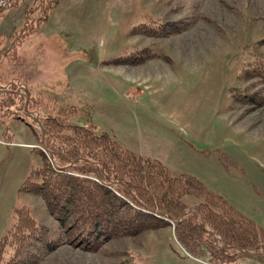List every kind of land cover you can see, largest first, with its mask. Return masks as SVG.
<instances>
[{"label":"rangeland","instance_id":"obj_1","mask_svg":"<svg viewBox=\"0 0 264 264\" xmlns=\"http://www.w3.org/2000/svg\"><path fill=\"white\" fill-rule=\"evenodd\" d=\"M31 2L0 8L6 35L0 86L11 79L26 85L42 96L40 115L66 109L57 114L160 159L174 174L193 175L264 227V82L235 77L248 56L241 48L264 54V0H52L46 18L18 44L14 32L26 23ZM146 14L162 18L159 32L133 27ZM132 48L148 55L139 63H109ZM229 86L246 94L232 97ZM26 111L27 120L13 111L0 117V239L15 208L27 205L56 240L60 225L42 198L19 190L50 154ZM166 219L156 229L110 237L96 251L65 243L33 249L35 264H190L189 257L202 264H264L249 253L225 263L189 255L174 234L177 221Z\"/></svg>","mask_w":264,"mask_h":264},{"label":"trees","instance_id":"obj_2","mask_svg":"<svg viewBox=\"0 0 264 264\" xmlns=\"http://www.w3.org/2000/svg\"><path fill=\"white\" fill-rule=\"evenodd\" d=\"M8 1L0 2L2 10L23 0ZM51 2L32 0L23 14L26 23L14 32L19 34L18 44L46 18ZM33 13L35 18L28 19ZM136 23L133 27L152 34L163 26L162 18L151 14L141 16ZM5 37L0 32V41ZM240 50H246L244 54L248 56L242 66L236 67L235 77L236 73L246 74L264 82V54L251 46ZM147 55L132 48L129 55L109 63H139ZM10 81L0 86V117L13 111L17 112L13 116L27 120L26 92H20L23 88L18 82ZM15 90H19L18 94ZM226 91L232 97L246 94L232 86ZM29 95L27 110L37 113L44 130L43 146L52 154L55 168L47 155L42 156V165L30 172L19 190L42 198L49 215L58 221L60 233L54 240L46 227L30 215L27 205L15 208L14 221L0 239V264H35L39 247L50 251L62 243L96 251L110 237L168 225L167 216L177 221L174 234L189 255L218 263L234 262L239 256L249 255L238 251L240 248L264 257V227L237 212L227 199L206 188L196 177L174 174L158 158L138 154L104 132L95 133L85 125L70 123L66 113L57 114L64 108L52 116L40 115L37 103L42 96ZM33 129L40 138L37 124ZM63 130L70 133H59ZM188 196L198 201L191 204L185 199Z\"/></svg>","mask_w":264,"mask_h":264},{"label":"water","instance_id":"obj_3","mask_svg":"<svg viewBox=\"0 0 264 264\" xmlns=\"http://www.w3.org/2000/svg\"><path fill=\"white\" fill-rule=\"evenodd\" d=\"M24 89V91L26 92V99H25V103H24V109L27 110V100L29 98V93L27 91V88L26 87H22ZM26 114L30 117H32V119H34L36 121V123L39 125V120L37 117H33L28 111H26ZM40 126V125H39ZM41 128V132L43 134L44 130L43 128L40 126ZM49 160L51 162V164L54 166L55 168V165H54V162H53V157H52V154L50 153L49 154ZM192 208H189V211L191 210ZM161 214H163V212H160ZM175 222V221H174ZM238 251H243V252H246V253H249V254H252V255H257L256 253H252V252H249V251H245V250H242V249H238Z\"/></svg>","mask_w":264,"mask_h":264},{"label":"crops","instance_id":"obj_4","mask_svg":"<svg viewBox=\"0 0 264 264\" xmlns=\"http://www.w3.org/2000/svg\"><path fill=\"white\" fill-rule=\"evenodd\" d=\"M0 32L2 33V29L0 28ZM187 261H191L190 264H202L200 262H198L197 260L189 257ZM188 264V263H187Z\"/></svg>","mask_w":264,"mask_h":264},{"label":"flooded vegetation","instance_id":"obj_5","mask_svg":"<svg viewBox=\"0 0 264 264\" xmlns=\"http://www.w3.org/2000/svg\"><path fill=\"white\" fill-rule=\"evenodd\" d=\"M2 90V88L0 89V91Z\"/></svg>","mask_w":264,"mask_h":264},{"label":"bare ground","instance_id":"obj_6","mask_svg":"<svg viewBox=\"0 0 264 264\" xmlns=\"http://www.w3.org/2000/svg\"><path fill=\"white\" fill-rule=\"evenodd\" d=\"M36 122V121H35Z\"/></svg>","mask_w":264,"mask_h":264}]
</instances>
